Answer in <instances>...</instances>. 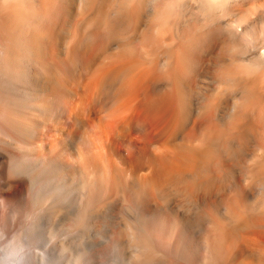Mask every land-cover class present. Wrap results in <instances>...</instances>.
<instances>
[{
	"label": "bare ground",
	"instance_id": "obj_1",
	"mask_svg": "<svg viewBox=\"0 0 264 264\" xmlns=\"http://www.w3.org/2000/svg\"><path fill=\"white\" fill-rule=\"evenodd\" d=\"M9 214L18 256L264 264V0H0Z\"/></svg>",
	"mask_w": 264,
	"mask_h": 264
},
{
	"label": "rangeland",
	"instance_id": "obj_2",
	"mask_svg": "<svg viewBox=\"0 0 264 264\" xmlns=\"http://www.w3.org/2000/svg\"><path fill=\"white\" fill-rule=\"evenodd\" d=\"M13 217V218H12ZM10 218V219H9ZM15 217L12 214L7 215V218L1 223L0 220V264H64L62 261L58 260L57 258L53 257V255L51 253H49L48 251H43V250H39L37 248V244L35 243H29V245H26V247H23V250L20 252L19 256L15 255V253L11 250V248L9 246H11L10 244V238H11V234L10 230L12 228L11 226V222L12 219H14ZM10 220V221H9ZM7 222V223H6ZM4 223V224H3ZM4 226L1 228V226ZM8 225V226H7ZM6 226V228H5ZM9 229H8V228ZM6 229V230H3ZM3 233H2V232ZM6 231V232H5ZM9 231V233H8ZM5 232V233H4ZM2 233V234H1ZM5 234V235H4ZM7 234V236H6ZM9 234V236H8ZM6 236V237H5ZM8 237V238H7ZM9 239V240H8ZM8 245H7V244ZM32 244V245H31ZM8 246V247H7ZM29 246V247H28ZM31 246V247H30ZM29 248V249H28ZM40 251V252H39ZM12 252V253H11ZM46 253L44 256V253ZM10 253V254H9ZM28 253V255H27ZM38 253V254H37ZM34 254V255H33ZM38 256H37V255ZM41 254V255H40ZM32 257H31V256ZM3 256H5L3 258ZM17 256V257H16ZM27 256V257H26ZM34 256V257H33ZM51 256V257H50ZM10 259H8V258ZM44 257V258H43ZM48 257V258H47ZM14 258V260H13ZM16 258V259H15ZM41 258V259H40ZM5 261H4V260ZM50 259V261H49ZM12 260V263H11ZM2 261V262H1ZM43 261V262H41Z\"/></svg>",
	"mask_w": 264,
	"mask_h": 264
}]
</instances>
